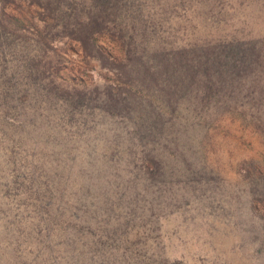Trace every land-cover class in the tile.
<instances>
[{
    "label": "trees",
    "instance_id": "trees-1",
    "mask_svg": "<svg viewBox=\"0 0 264 264\" xmlns=\"http://www.w3.org/2000/svg\"><path fill=\"white\" fill-rule=\"evenodd\" d=\"M223 1L0 0V229L17 254L45 226L63 264H185L157 240L165 170L191 165L199 117L264 89V34L228 31ZM240 167L264 219V165Z\"/></svg>",
    "mask_w": 264,
    "mask_h": 264
},
{
    "label": "rangeland",
    "instance_id": "rangeland-1",
    "mask_svg": "<svg viewBox=\"0 0 264 264\" xmlns=\"http://www.w3.org/2000/svg\"><path fill=\"white\" fill-rule=\"evenodd\" d=\"M219 6L226 22L237 23L228 26V31L239 29L243 20L253 34H264L262 0H224ZM245 32H249L247 28ZM6 44H0V70L1 66H12L10 46ZM99 74L95 68L90 76L98 83ZM222 100L226 103L213 116L196 120L193 155L189 151L186 156L191 165L187 167L184 157L178 156L180 162L171 163L165 170L170 177L167 201L171 204L168 212L158 217L157 240L164 244L170 259L185 264H264V219L252 207L253 184H247L240 167H247L249 162L264 165V89L261 93L253 87L247 94ZM235 102L238 106L252 102L250 116L237 111ZM94 129L90 125L74 130L77 137L87 140L94 136ZM256 187L264 188V183ZM152 188L159 190L157 186ZM153 217L155 220L157 213ZM44 227L38 240L20 245V254L14 243L3 240L6 235L0 229V264H63L58 257L61 247L46 241Z\"/></svg>",
    "mask_w": 264,
    "mask_h": 264
}]
</instances>
